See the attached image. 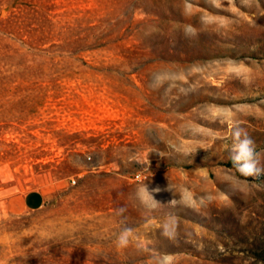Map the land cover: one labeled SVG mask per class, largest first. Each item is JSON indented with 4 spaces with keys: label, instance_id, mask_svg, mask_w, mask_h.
<instances>
[{
    "label": "rangeland",
    "instance_id": "1",
    "mask_svg": "<svg viewBox=\"0 0 264 264\" xmlns=\"http://www.w3.org/2000/svg\"><path fill=\"white\" fill-rule=\"evenodd\" d=\"M13 14L0 264H264V0H0Z\"/></svg>",
    "mask_w": 264,
    "mask_h": 264
},
{
    "label": "clouds",
    "instance_id": "2",
    "mask_svg": "<svg viewBox=\"0 0 264 264\" xmlns=\"http://www.w3.org/2000/svg\"><path fill=\"white\" fill-rule=\"evenodd\" d=\"M241 130L237 129L234 132V137L239 141L238 144L234 146V151L237 153L233 159L235 161H244L242 165H240V170L245 172L246 174H250L254 170V148L252 147V141L250 138H245L240 140ZM131 234V229H125L117 238V246L125 247L128 244V237Z\"/></svg>",
    "mask_w": 264,
    "mask_h": 264
},
{
    "label": "crops",
    "instance_id": "3",
    "mask_svg": "<svg viewBox=\"0 0 264 264\" xmlns=\"http://www.w3.org/2000/svg\"><path fill=\"white\" fill-rule=\"evenodd\" d=\"M46 202L45 195L37 190L25 193L22 197L23 208L28 211H34L42 208Z\"/></svg>",
    "mask_w": 264,
    "mask_h": 264
},
{
    "label": "trees",
    "instance_id": "4",
    "mask_svg": "<svg viewBox=\"0 0 264 264\" xmlns=\"http://www.w3.org/2000/svg\"><path fill=\"white\" fill-rule=\"evenodd\" d=\"M14 20H16V17H15V15L13 14V15H11V16H9L6 20H3V21H0V27L1 28H4V30H9L10 32H8V33H10V34H13V35H19V33L20 32H17V30L15 31V29H16V21H14Z\"/></svg>",
    "mask_w": 264,
    "mask_h": 264
},
{
    "label": "built area",
    "instance_id": "5",
    "mask_svg": "<svg viewBox=\"0 0 264 264\" xmlns=\"http://www.w3.org/2000/svg\"><path fill=\"white\" fill-rule=\"evenodd\" d=\"M70 183H71V185H74L75 184V181L74 180H71Z\"/></svg>",
    "mask_w": 264,
    "mask_h": 264
}]
</instances>
